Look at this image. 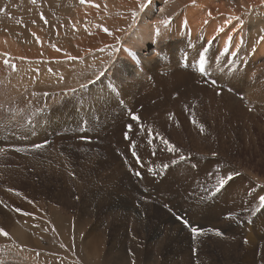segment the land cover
<instances>
[{"label": "rangeland", "instance_id": "1", "mask_svg": "<svg viewBox=\"0 0 264 264\" xmlns=\"http://www.w3.org/2000/svg\"><path fill=\"white\" fill-rule=\"evenodd\" d=\"M93 2L99 9L79 0H0V36L22 49V56L0 49V228L8 233L0 235V264H264V72L250 76L247 93L242 84L246 59L263 41L264 3L205 5L220 9L213 22L243 21L233 20L243 45L238 62L227 59L232 46L224 52L225 81L204 63L200 84L169 85L164 68L121 93L113 76L120 52L128 57L124 39L141 14L138 0ZM108 44L121 51L110 57ZM128 123L131 140L123 135ZM229 172L239 175L210 195ZM176 215L224 235L193 240Z\"/></svg>", "mask_w": 264, "mask_h": 264}, {"label": "bare ground", "instance_id": "2", "mask_svg": "<svg viewBox=\"0 0 264 264\" xmlns=\"http://www.w3.org/2000/svg\"><path fill=\"white\" fill-rule=\"evenodd\" d=\"M191 1L192 0H151L150 7L141 11L139 19L135 26L132 27L129 36L127 35L126 40L124 39V48L129 49V51H126L128 57L123 56V52H120L116 61V64H118V67L121 69V73L113 76L115 91L121 89V93H123L122 90L125 87L122 88L121 85L127 83H131L133 86L138 85L141 81L144 82L143 79L145 77L147 79L150 78L148 76L151 74L155 75V78H159L160 76L156 74L157 72H160V69L162 72V69L164 68H167L166 71L168 68L170 69L166 74H163L160 79L164 80L169 85H176L181 80H187L188 83L195 82L200 84L202 82L198 81V79H204L203 76L197 74L199 70L197 68V63L200 62L201 52H203L204 63H206L205 67L212 71L211 73L214 75L218 83L222 80V73H224L223 80L225 79V75H227L225 74V61L227 60L223 57L225 52V41L227 40L228 34L232 33V50L229 51L227 59L238 62V55L233 57L232 52L237 51V46L240 45L243 33L238 27V23L232 21L231 28L229 24L225 27L226 31L224 30V33L221 35L219 34L220 36L218 35L216 40L212 41L211 44H208L207 42L216 34L217 27L223 26L225 22H213L212 19L207 17V13L211 11L213 17V15H217V12H213V10L220 9L217 5L212 6V4L209 3L212 7L209 11L205 12V5L208 4V0H202L195 5H190ZM209 1L212 3L215 2V0ZM241 2L244 5H248L254 2H261V0H241ZM169 17H171L172 22L167 28L162 24L157 23L158 21ZM185 19L188 21V28L182 26ZM205 19H209L207 25L203 23ZM155 27L161 29L162 37H157L154 34ZM232 27L234 28L232 29ZM236 27H238L239 32L237 33L235 31V34L233 31ZM226 28H230L231 31H227ZM130 37L131 39H129ZM8 38L0 36V49H7L13 54L22 56V49L17 46L13 39ZM39 39H41V41L43 40L42 38ZM3 52L5 53V51ZM130 52H134L135 55H130ZM255 52L256 54H254ZM251 53L252 55L254 54V56H248L246 59V79L242 81L243 85L244 82L246 83V90H243L244 93H247L250 87H254L251 79L253 74L255 73L256 75L257 72H264V40L261 42L259 41L257 47ZM185 57H187L186 60L184 59ZM160 66L162 67L159 68ZM204 72H206V70ZM234 76H238L237 73L236 75L235 73L234 75L232 74L229 80L233 79ZM237 78L235 77L233 81L237 80Z\"/></svg>", "mask_w": 264, "mask_h": 264}, {"label": "snow or ice", "instance_id": "3", "mask_svg": "<svg viewBox=\"0 0 264 264\" xmlns=\"http://www.w3.org/2000/svg\"><path fill=\"white\" fill-rule=\"evenodd\" d=\"M30 2H31L32 4H36V3H37V0H30ZM79 3H80L81 5H86V4H87V5H89L90 7H95V8H97V9H99V7H100V5L94 3L93 0H79ZM261 3H264V0H261ZM150 4H151V0H138V6H139V9H140L141 11H144L145 9L149 8V7H150ZM192 4L195 5V4H196V0H192ZM0 11H6V9H0ZM131 15H132V19L135 20L136 17H137V12H136V11H133ZM207 17L210 18V19H214V17H212V13H211V11H209V12L207 13ZM40 19L44 22L45 25L48 24V20H47V18L44 16L43 13H40ZM233 20L240 22L241 26L243 25V21L241 20V17H239V16H229V17L225 20V23H224L223 26H218V27H217V29H216V34L213 35V37H212L207 43H208V44H211L212 41H214V40L216 39V37H217L221 32H224L225 27H227L229 24H231ZM171 22H172V21H171V17H169V18H167V19L160 20V21H158L157 23H158V24H162L165 28H167ZM33 23H35V21H33ZM203 23H204L205 25H207V24L209 23V19H205V20L203 21ZM182 26H183L184 28H188V21H187V19H185V20L183 21ZM131 27H132V25H129V28H131ZM73 29L75 30V26H74V25H73ZM102 31H103L104 33H106L107 35H109V36H113V35H114V34H113L108 28H106V27L102 28ZM117 31H119V32H124V31H126V30H125V29H117ZM234 31H236V29H234ZM261 31H264V29H261ZM154 34H155L157 37H162L161 29H160L159 27H155V29H154ZM189 34H190V32H189ZM33 35L35 36L34 33H33ZM129 39H131V37H130ZM232 39H233V34H232V33H229V34H228V37H227V40L225 41V48H224V51H225V52H227L228 49L232 46ZM261 40H264V36L261 37ZM115 41H116V43H121V38H120V36H115ZM38 42H39V41H38ZM242 45H243V38H241L240 45L237 46V51L232 52V56H233V57H235V56L238 55L239 48H240V46H242ZM105 47L111 49L110 57H111V55H112L113 53H117V52L121 51V49L118 48V47H116L115 44H108V45H106ZM57 50L59 51V49H57ZM98 51H104V48H100V49H98ZM125 51H129V50L125 49ZM130 55H135V53H134V52H130ZM200 57H201V58H200V69H199V70H200L201 73H203V72L205 71L204 66H203V65H204V56H203V52H201ZM68 58H69V59H72V60L77 59V57H74V56H69ZM184 59L186 60L187 57H185ZM3 63L6 64V65H8V64H10V61L7 60V59H5V60L3 61ZM103 63H107V62H103ZM185 66H187V65H185ZM11 67H12L13 71L16 70V66H15L14 64H12ZM37 71H38V70H37ZM49 71H51V69H49ZM106 72H107V69L102 70V71H100L99 73H96V74H95V76H96V80L102 82V78L106 75ZM211 82H212L213 84H216V83H217L216 80H212ZM217 94H220V93L218 92ZM130 120L133 121V122H140V121H141V117H140L139 114H137V113H130ZM125 129H126V130H125L124 133H123L124 138H125L126 140H131V135H130V134H132V133H134V132L136 131V129H135V127H134V124H133V123H128V124H126V125H125ZM161 139H162V142H163L165 145H168V151L173 152V153H175V152L177 151L176 147H175L174 145H171V144L169 143V141L164 140L163 138H161ZM43 147H44V145H40V144L34 145V148H36V149H40V148H43ZM130 147H131V145H130ZM0 151H3V150L0 149ZM15 151L20 152V151H23V149L16 148ZM132 155H133V157L136 159L137 163H141L139 156L137 155V153H136L134 150H132ZM213 155H215V153H214ZM184 159H186V157H184V156H180V157H179V160H184ZM176 162H177L176 160H172V164H175ZM125 163H127V160H125ZM164 167L167 168L168 165H164ZM129 168H130V171H132L133 174H134L135 176L140 177V178H143V174H142L140 171H136V170L132 169L131 166H129ZM149 171L151 172V169H149ZM73 175H74V174H73ZM235 175H239V173H232V172H229V173H227L226 175L218 176V177H217V182H216V184L213 185V190L210 191L209 194L212 195V196H215L216 193L220 192V191L225 187L226 184H228L230 181H232V180L234 179V176H235ZM8 190H9V191H13L12 189H8ZM17 194H19V193H17ZM145 199H147V198L145 197ZM2 203H3V202L0 201V204H2ZM259 204H260V206H261V209H264V196H260V197H259ZM5 207H6V205H5ZM164 207H165L166 209H168L169 211H172L169 205L165 204ZM261 209H257L256 211L259 212ZM16 210H17V211H21V210H19V209H16ZM232 218H233V217H232V214H231V213H229V214L226 216V219H232ZM176 219H177L178 221H180V222L182 223V225L190 231L191 238H192L193 240H195L197 237H200V236L205 235L206 233H213V234H214L215 236H217V237H222V236L224 235V233H223L221 230H219V229H213V228H207V229H205V228H201V227L198 226V225L192 224V223H190L189 220H188L186 217H184V216L176 215ZM0 235H3V236H5V237H7V236H8V233H7L6 231H4L3 228H0ZM245 243H247V241H245ZM195 251H196V250L194 249V252H195ZM133 264H134V262H133Z\"/></svg>", "mask_w": 264, "mask_h": 264}]
</instances>
